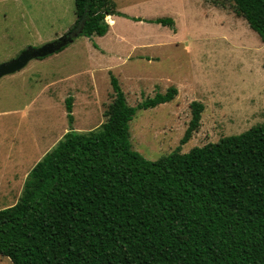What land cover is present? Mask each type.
<instances>
[{
	"label": "trees",
	"instance_id": "1",
	"mask_svg": "<svg viewBox=\"0 0 264 264\" xmlns=\"http://www.w3.org/2000/svg\"><path fill=\"white\" fill-rule=\"evenodd\" d=\"M229 3L264 44V0ZM71 33L104 36L112 0H73ZM172 26L171 19L152 20ZM97 129L71 128L27 175L16 203L0 209V257L11 264H264V123L187 153L149 161L132 148L137 110L169 103L170 87L136 107L110 77ZM72 123V98L66 100ZM180 144L200 126L190 103Z\"/></svg>",
	"mask_w": 264,
	"mask_h": 264
},
{
	"label": "rangeland",
	"instance_id": "2",
	"mask_svg": "<svg viewBox=\"0 0 264 264\" xmlns=\"http://www.w3.org/2000/svg\"><path fill=\"white\" fill-rule=\"evenodd\" d=\"M112 1L118 22L104 36L77 35L0 78V209L16 203L33 166L66 132L100 127L111 76L131 107L177 89L173 101L137 110L129 122L132 148L149 161L264 123V44L229 3ZM168 18L172 26L152 21ZM74 22L73 0H0V63L59 41ZM193 101L204 106L200 126L181 145Z\"/></svg>",
	"mask_w": 264,
	"mask_h": 264
},
{
	"label": "water",
	"instance_id": "3",
	"mask_svg": "<svg viewBox=\"0 0 264 264\" xmlns=\"http://www.w3.org/2000/svg\"><path fill=\"white\" fill-rule=\"evenodd\" d=\"M79 33H80V30L78 31V33H71V35L75 37ZM66 36L67 34L59 41H56L53 43L52 42L47 43L39 48H35V49L28 48L27 50L22 51L14 59L8 62L0 63V78L21 70L32 59L45 57L46 55H49V54H52L58 51L66 43H69V42L71 43L72 38L67 39Z\"/></svg>",
	"mask_w": 264,
	"mask_h": 264
},
{
	"label": "crops",
	"instance_id": "4",
	"mask_svg": "<svg viewBox=\"0 0 264 264\" xmlns=\"http://www.w3.org/2000/svg\"><path fill=\"white\" fill-rule=\"evenodd\" d=\"M118 11V10H117ZM116 16H108V17H106V19H105V21H106V23L108 24V26H109V30L108 31H110L111 30V28L113 27V26H116V24H117V20H116V18H115ZM117 32V31H116ZM16 73V72H15ZM14 74V73H13Z\"/></svg>",
	"mask_w": 264,
	"mask_h": 264
}]
</instances>
